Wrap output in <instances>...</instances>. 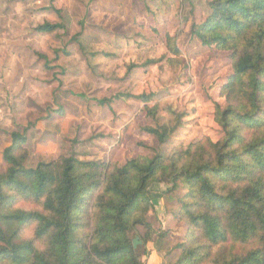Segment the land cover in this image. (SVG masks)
<instances>
[{
    "label": "trees",
    "instance_id": "16d2710c",
    "mask_svg": "<svg viewBox=\"0 0 264 264\" xmlns=\"http://www.w3.org/2000/svg\"><path fill=\"white\" fill-rule=\"evenodd\" d=\"M207 7L191 34L232 58L224 105L214 109L221 138L122 166L61 157L25 168L26 138L12 132L0 174V264H144L137 247L156 236L146 216L178 184L173 218L187 233L177 264H264V0H207ZM60 28L44 23L36 31ZM167 46L179 55L172 39ZM178 125L144 131L161 146ZM153 184L166 189L151 191Z\"/></svg>",
    "mask_w": 264,
    "mask_h": 264
},
{
    "label": "rangeland",
    "instance_id": "374dc122",
    "mask_svg": "<svg viewBox=\"0 0 264 264\" xmlns=\"http://www.w3.org/2000/svg\"><path fill=\"white\" fill-rule=\"evenodd\" d=\"M207 14V0H0V174L12 132L26 138L25 168L61 157L122 166L205 137L218 141L214 109L224 105L232 58L192 36ZM44 23L61 28L37 32ZM178 119L164 145L144 131ZM182 194L178 184L146 216L165 264H177L187 233L173 218ZM137 251L142 259L143 247Z\"/></svg>",
    "mask_w": 264,
    "mask_h": 264
},
{
    "label": "crops",
    "instance_id": "0c3cea01",
    "mask_svg": "<svg viewBox=\"0 0 264 264\" xmlns=\"http://www.w3.org/2000/svg\"><path fill=\"white\" fill-rule=\"evenodd\" d=\"M156 201H154L155 203ZM158 202V201H157ZM142 261L144 264H165L155 243H150L146 248H143Z\"/></svg>",
    "mask_w": 264,
    "mask_h": 264
}]
</instances>
